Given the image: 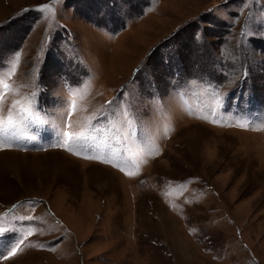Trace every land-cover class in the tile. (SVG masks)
Listing matches in <instances>:
<instances>
[{
    "label": "rangeland",
    "instance_id": "1",
    "mask_svg": "<svg viewBox=\"0 0 264 264\" xmlns=\"http://www.w3.org/2000/svg\"><path fill=\"white\" fill-rule=\"evenodd\" d=\"M0 73V264H264V0H0Z\"/></svg>",
    "mask_w": 264,
    "mask_h": 264
},
{
    "label": "snow or ice",
    "instance_id": "2",
    "mask_svg": "<svg viewBox=\"0 0 264 264\" xmlns=\"http://www.w3.org/2000/svg\"><path fill=\"white\" fill-rule=\"evenodd\" d=\"M49 9L48 5L41 6V10ZM2 76L3 74L0 73V139L2 140H31L34 138L33 135H29L28 132H20L19 129L21 126L31 129V127L35 124V120L32 117V114L29 112L28 109H20L18 111H14L17 108V104L19 102H14L12 104L11 109H9L7 116L2 115V100L5 92H7L9 86L6 83H2ZM111 103V102H109ZM222 106V105H221ZM213 116L215 115L214 112L212 113ZM215 123V120L212 121ZM243 126V125H242ZM129 136H131V131H129ZM67 138V143L72 145H77L82 148H87L89 141L92 139L88 134L80 133L73 135L72 133H65ZM128 137H125V144H127ZM59 146V145H57ZM72 151L71 148L68 149ZM123 151V150H122ZM85 158L88 159H96L97 157L86 156ZM103 163H109L108 160H102ZM123 171L124 169L121 168ZM131 175V173H126ZM29 221L32 220V217H27ZM4 231V229H0V232ZM23 241L18 237L16 245L11 246L10 251H6L8 249V245H0V258H7L8 255H15L16 254V247L19 243Z\"/></svg>",
    "mask_w": 264,
    "mask_h": 264
},
{
    "label": "bare ground",
    "instance_id": "3",
    "mask_svg": "<svg viewBox=\"0 0 264 264\" xmlns=\"http://www.w3.org/2000/svg\"><path fill=\"white\" fill-rule=\"evenodd\" d=\"M88 182V181H87Z\"/></svg>",
    "mask_w": 264,
    "mask_h": 264
}]
</instances>
